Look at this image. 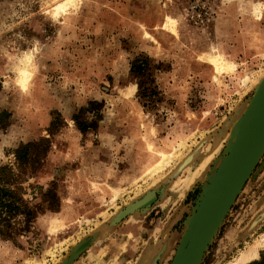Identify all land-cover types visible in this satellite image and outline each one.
I'll return each instance as SVG.
<instances>
[{"label": "rangeland", "instance_id": "rangeland-1", "mask_svg": "<svg viewBox=\"0 0 264 264\" xmlns=\"http://www.w3.org/2000/svg\"><path fill=\"white\" fill-rule=\"evenodd\" d=\"M263 21L264 0H0V169L17 173L15 151L47 139L40 167L22 184L24 199L51 186L59 198L58 210L39 214L27 233L0 238V264H66L85 238L91 244L70 264H170L225 146L217 128L246 109L263 77ZM224 30L247 49L240 66L238 50L228 54L222 44ZM140 53L162 65V102L153 110L139 103L128 72ZM74 118L100 119L99 130L82 134ZM158 151L168 163L147 174ZM194 152L200 168L188 185L201 180L190 196L165 188L154 197L162 171ZM259 240L264 154L201 264H230ZM249 264H264V249Z\"/></svg>", "mask_w": 264, "mask_h": 264}, {"label": "water", "instance_id": "water-1", "mask_svg": "<svg viewBox=\"0 0 264 264\" xmlns=\"http://www.w3.org/2000/svg\"><path fill=\"white\" fill-rule=\"evenodd\" d=\"M246 107L234 119L226 117L228 120L217 128V143L226 139L225 146L193 213L185 223L170 264H201L208 246L264 154V73ZM197 154L187 155L188 162L194 161ZM185 164L178 168H186ZM151 191L155 197L156 192ZM140 199L141 196L136 201ZM136 206L137 203L129 205L113 220L117 221L128 212L137 210ZM83 242L91 244L92 240L85 238Z\"/></svg>", "mask_w": 264, "mask_h": 264}, {"label": "trees", "instance_id": "trees-1", "mask_svg": "<svg viewBox=\"0 0 264 264\" xmlns=\"http://www.w3.org/2000/svg\"><path fill=\"white\" fill-rule=\"evenodd\" d=\"M161 68L162 65L160 63H156L146 55H138L130 63L129 74L137 83V99L141 106L147 110L156 109L157 105L162 102L155 82V73L162 70ZM98 110L99 108H96V110L88 113L95 116L97 114L94 111L98 113ZM98 120L80 121L74 118L75 125L82 134L89 130L95 131L98 127ZM53 126L54 123L51 121L50 130ZM48 146L49 141L47 139L29 142L15 151L17 173H14L8 167L0 169L1 239L13 240L15 237L27 233L39 214H43L46 211L56 212L58 210L59 198L54 186L46 189L37 187V193L32 198V201L36 200L39 195L40 202L36 204L24 199L25 193L22 187L28 174H34L40 167V163L49 148ZM40 149H42L41 152L36 151Z\"/></svg>", "mask_w": 264, "mask_h": 264}, {"label": "crops", "instance_id": "crops-1", "mask_svg": "<svg viewBox=\"0 0 264 264\" xmlns=\"http://www.w3.org/2000/svg\"><path fill=\"white\" fill-rule=\"evenodd\" d=\"M261 28H263V31H264V21L262 23V27ZM216 31H217V27L215 25H213V27L211 29V36H210L212 38V41H214V40L216 41V39H215L216 35H217ZM242 35L243 34L241 32V29L236 31V37H240ZM227 36H228V38H226ZM225 38H226V40H225ZM231 39H235V36H232V32L230 30H224L223 38L221 39L222 44L225 43L224 45L228 46V48H229L227 50L228 54L231 53V55H232L233 49L238 50L237 54L233 56V59L235 60L237 65L240 66L241 62L245 59V55H244L245 53L244 52L247 49H246L245 46L241 47L239 45V42H234ZM138 55H146V54L145 53H140V54H137L135 57H137ZM248 61L249 60L247 59V62ZM129 69H130V64H129ZM129 69H128V72H129ZM155 82H156V80H155ZM100 122H98V127H97L96 131L99 130V126H100L99 123ZM187 162H188V158L187 157H183L179 161L172 162L170 164V166L167 167V168H170L169 172H167L168 169H164L162 171V173L158 176V178H156L157 181L158 180H161V181L158 182V184L152 190L155 191L157 194H159L160 190L162 188H164V189L166 188L167 191L169 192V193H167V191H166V193L168 195H170V192H177L178 191L177 193L182 195V197L180 199L181 200L183 198L186 199L187 196H189L191 194V192L194 191L192 188L198 184L199 180H195L193 182V184L188 185V184H190L191 181H193L192 178H193L194 174H196L198 172L197 170L200 168L199 167L200 166V161L199 160L189 161L188 163ZM183 163H186L185 164L186 168H181L182 169L181 170L178 167H179V165H182ZM137 263H140V262H137Z\"/></svg>", "mask_w": 264, "mask_h": 264}, {"label": "bare ground", "instance_id": "bare-ground-1", "mask_svg": "<svg viewBox=\"0 0 264 264\" xmlns=\"http://www.w3.org/2000/svg\"><path fill=\"white\" fill-rule=\"evenodd\" d=\"M210 60L215 65V67H216V69L218 71L221 70V69H223V68L220 67V65L218 63L219 62L218 59L211 58ZM246 80L247 79H245L244 81L246 82ZM255 80H252V82H255ZM247 81H250V80H247ZM256 83H254V84H256ZM249 88H250V84H249ZM157 153L160 156V159H158L160 161L156 165H154V167L152 169L150 168L151 170L150 171L148 170V173L147 174L154 173V172L162 169L165 166V164L168 163V158H166V155L163 154L164 152L161 153V152L158 151ZM119 194L120 193H113L112 202H114L117 199V197L119 196ZM149 199H151V198H149ZM148 201L149 200L147 199V202ZM144 203L146 204V202H144ZM82 244H84V243H81L79 246H81ZM78 248H79L78 246L75 247L72 253H75ZM259 249H264V240H259V241H256V242L254 241L253 244H251L248 248H246L244 251H242V253L235 260H233L230 264H249L250 262L254 261L258 257V250ZM68 262L69 261L67 259L65 263L68 264Z\"/></svg>", "mask_w": 264, "mask_h": 264}, {"label": "flooded vegetation", "instance_id": "flooded-vegetation-1", "mask_svg": "<svg viewBox=\"0 0 264 264\" xmlns=\"http://www.w3.org/2000/svg\"><path fill=\"white\" fill-rule=\"evenodd\" d=\"M190 196V195H189ZM188 196V197H189ZM147 199L149 200V198H144V200L141 202V204H143L144 202H146L147 203ZM146 200V201H145ZM149 202V201H148ZM82 243H84V244H82L81 246H79L78 245V249L76 250V252L75 253H71L70 254V256H69V258H68V264H70L71 262H72V260L75 258V257H77L79 254H80V252L86 247V245H87V242H82Z\"/></svg>", "mask_w": 264, "mask_h": 264}]
</instances>
